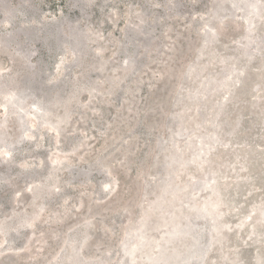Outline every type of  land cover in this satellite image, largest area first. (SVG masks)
Returning a JSON list of instances; mask_svg holds the SVG:
<instances>
[{"label": "rangeland", "instance_id": "obj_1", "mask_svg": "<svg viewBox=\"0 0 264 264\" xmlns=\"http://www.w3.org/2000/svg\"><path fill=\"white\" fill-rule=\"evenodd\" d=\"M0 264H264V0H0Z\"/></svg>", "mask_w": 264, "mask_h": 264}]
</instances>
